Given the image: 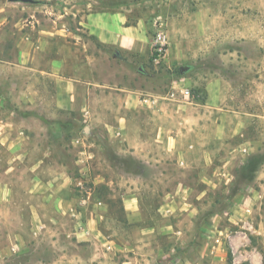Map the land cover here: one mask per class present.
Masks as SVG:
<instances>
[{
  "label": "rangeland",
  "instance_id": "obj_1",
  "mask_svg": "<svg viewBox=\"0 0 264 264\" xmlns=\"http://www.w3.org/2000/svg\"><path fill=\"white\" fill-rule=\"evenodd\" d=\"M34 1L0 0V117L8 120L0 125V235L32 232L34 206L45 259L54 257L53 239L74 248L64 241L85 227L76 221L89 220L98 238L80 249L92 251V264H251L238 250L264 264V0ZM102 10L127 12L131 22L144 18L154 34V22L162 21L170 41L166 60L140 65L144 74L96 49L97 79L110 85L93 98L113 127L85 124L79 112L49 111L52 99L35 94L40 55L33 70L18 66L19 39L36 43L39 31L60 20L96 47L78 22ZM121 86L152 95L163 110L125 112L129 126L120 129ZM187 89L189 98L181 93ZM140 132L143 139H181L184 156L138 157ZM40 158L43 183H67V213L35 192Z\"/></svg>",
  "mask_w": 264,
  "mask_h": 264
},
{
  "label": "crops",
  "instance_id": "obj_2",
  "mask_svg": "<svg viewBox=\"0 0 264 264\" xmlns=\"http://www.w3.org/2000/svg\"><path fill=\"white\" fill-rule=\"evenodd\" d=\"M147 23L144 18L131 22L129 14L119 10L90 12L82 20H79L78 24L97 45L93 48L90 43L85 41L83 36L72 30L71 26L66 24L65 21L60 20L55 28L39 31L36 43H33L29 36H23L19 39L18 66L33 70L31 64L37 59L36 56L40 55L41 57L37 59L38 66H35L34 70L38 73L37 76L41 86L37 88L35 94L52 99L49 111L69 114L79 112L84 117L83 122L85 124L101 121L105 126L113 127L106 117L105 111L107 109L101 108L102 103L100 101L98 103L93 98V96L98 95V89L106 91V88L110 85L97 79V64L100 62L102 52L96 49H105L107 52L112 53L118 61L139 66V72L144 74V69L140 65L149 68L154 61L152 45L154 29L149 27ZM52 43L56 44V48H50ZM48 54H50L49 59ZM44 60L46 61L45 65L49 64L40 66L39 61L44 64ZM49 83L51 87H47ZM118 89L123 92L121 95V113L115 118L120 129L129 126L127 118L123 114L125 112H144L151 115V113L155 114L163 110V107L159 108L143 103L140 97L150 96L147 93L126 88V86H121ZM41 104H44V101ZM98 104L100 105L98 106ZM5 106L0 105V113L5 112ZM0 125H8V120L0 117ZM135 133L138 134L137 131ZM139 137L140 139H134L133 148H135L138 157L141 158L144 155L148 158V162H161L163 159L160 154L161 151H165L167 158L173 156L182 158L185 154L186 150H182L184 146L180 147L181 139H143L141 132ZM155 148H158V150H154ZM22 156L24 155L21 154L15 157V160L20 159ZM43 165L44 159H38L34 168L36 180L39 179L36 185L33 186L35 192L36 194H45L46 199L52 201L54 209L56 208L57 211L62 209L64 213H67L68 210L73 208L72 200L67 197V183L58 182L57 184L56 180L58 179H55L54 182L43 183L39 178V175L43 172ZM13 169L8 168L7 172H11ZM38 170L40 171L38 172ZM58 175L63 177L66 173L59 172ZM38 181H41V184ZM9 202L10 199L5 201L4 204L7 205ZM127 204L129 206L126 208H131L128 209L131 210V215H135L134 200H127ZM37 208L31 207V219L34 223L32 232L14 233L11 236L6 234V237L0 235V241H4V246L0 247V264H92V251L91 254L87 255L86 252L84 253V249H80L82 245H88L90 242L92 244H89V246H92L95 243V238H98L94 233L96 228L91 227L93 223L89 220L86 223L76 221L77 226L83 224L85 227H79V229L75 227L77 231H72L68 235L71 239L64 241L66 244L68 242L69 245H75L77 249L69 247L68 244L67 247H64L58 240L53 239L51 242L54 243L53 245L56 248L52 251L54 257L52 259L43 258V253L38 247L39 242H37L40 239L38 237L39 223H42V216ZM51 221L59 222V217L52 218ZM6 241L8 242L6 243ZM35 241L37 244L33 243ZM238 252L244 259L247 258L246 260L249 257L251 264H254L253 260H258L255 253L247 250H238ZM260 259L263 260L261 255ZM125 264L129 263L126 262Z\"/></svg>",
  "mask_w": 264,
  "mask_h": 264
},
{
  "label": "built area",
  "instance_id": "obj_3",
  "mask_svg": "<svg viewBox=\"0 0 264 264\" xmlns=\"http://www.w3.org/2000/svg\"><path fill=\"white\" fill-rule=\"evenodd\" d=\"M154 28H155V34L153 36V42H152L153 52L155 56L154 61L156 63H160L164 61L168 55L170 41L167 35V30L164 22L157 20L154 24ZM181 93L185 98L190 97V91L188 89L182 90ZM175 96H176L175 92L171 93L170 98H174ZM142 100L143 103H147L151 106H156L158 103V99H155L154 97L151 96H145L143 97Z\"/></svg>",
  "mask_w": 264,
  "mask_h": 264
},
{
  "label": "water",
  "instance_id": "obj_4",
  "mask_svg": "<svg viewBox=\"0 0 264 264\" xmlns=\"http://www.w3.org/2000/svg\"><path fill=\"white\" fill-rule=\"evenodd\" d=\"M11 3H25V4H35L34 0H8ZM183 72V69H182Z\"/></svg>",
  "mask_w": 264,
  "mask_h": 264
},
{
  "label": "trees",
  "instance_id": "obj_5",
  "mask_svg": "<svg viewBox=\"0 0 264 264\" xmlns=\"http://www.w3.org/2000/svg\"><path fill=\"white\" fill-rule=\"evenodd\" d=\"M177 74H178L179 76H182L181 69H179V70L177 71Z\"/></svg>",
  "mask_w": 264,
  "mask_h": 264
}]
</instances>
